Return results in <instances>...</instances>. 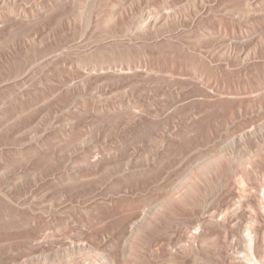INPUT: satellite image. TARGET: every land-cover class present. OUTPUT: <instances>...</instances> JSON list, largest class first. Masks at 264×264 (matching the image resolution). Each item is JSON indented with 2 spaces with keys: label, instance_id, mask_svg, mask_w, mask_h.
Masks as SVG:
<instances>
[{
  "label": "bare ground",
  "instance_id": "1",
  "mask_svg": "<svg viewBox=\"0 0 264 264\" xmlns=\"http://www.w3.org/2000/svg\"><path fill=\"white\" fill-rule=\"evenodd\" d=\"M113 1L115 0H0V63L2 64L0 66V86H2L0 89V99L9 96L12 97L16 103V106L14 107H18L20 104L22 107L25 104L29 107V101H33L37 98H45L51 96L73 98L76 96L97 95L131 98L132 100H136L140 97L151 98L154 96H163L168 94L169 96H171L173 107H175L176 109V107L179 108V105L183 100L198 95H196L197 89L193 85V83L195 82L194 79L205 80L207 77V80L205 81H208V77L209 75H211L215 78H224V80L226 77V80H228L231 77L230 75L232 74H235V76L238 75V77L240 78L241 75L245 74V72L248 71L247 69H249L250 71L249 67H255L257 66V63L264 60V37L261 39L257 49L249 52L238 50L237 47H241L243 42L236 41V39H241L244 36H248L251 31L257 32L264 29V0H186V3L181 6H178L176 3L175 6L177 7H175V9L173 8L172 11H167L165 5L166 3L161 0L160 3H162H159L160 13L157 12L154 17L148 15V18L151 20L149 21L152 23V26L150 27H147L148 24L145 23L142 15L143 11H145L143 10L141 3L143 0H136V5H134L132 8H129L128 10H116L115 2ZM145 1L146 3H148V0H144V2ZM177 2H179V0ZM170 5L172 4H169V6ZM163 6L165 7V9ZM172 6L174 7V5ZM259 19L263 20L260 21ZM144 23L147 25L146 27ZM232 38H236L235 41H233ZM261 67V71H258L257 68L258 74L256 75L255 73L256 77L255 75H253V77L255 78H253V81H251L252 85L249 83L251 85V87L249 88L255 89L256 91L262 90V93H264V68L263 66ZM234 79H236V77ZM220 80H222V82L224 81L223 79ZM231 81L233 82V79ZM226 86L223 85L222 89L221 87L218 88V86L216 88L220 89L222 94L229 93L232 85ZM239 86L241 87V85ZM225 87L226 89H224ZM228 87L231 88H229L228 90ZM242 87L241 89H243L244 91V85ZM247 87L248 85L245 87L246 90H248ZM252 89L251 91H253ZM226 90H228V92ZM239 90H236V92L238 93ZM217 92L219 93V90ZM231 93L233 95V92H230L229 94L231 95ZM222 94L219 93L217 96L215 95V98L217 99V97L219 95L221 96ZM226 95H224L225 97L222 96V98H226ZM259 96L261 97V94ZM27 100L28 102H21ZM200 100L201 98L199 99V101ZM203 100L201 101V103L203 102ZM225 100L223 101L225 102ZM217 101L215 100V103ZM227 101L225 103L223 102L224 104L222 105L224 116L228 119L242 117L244 112H242L241 110L244 107L241 108L239 106L240 101L238 102L237 100L232 99H230V101L228 102ZM210 103L206 102L205 104H202L208 107ZM221 104H219L218 102L217 107ZM14 107H11V109H13ZM206 108L204 107L196 112L198 114H203ZM189 109L190 108H188V110ZM183 110L185 109L183 108ZM243 110H245V114H247V109L245 108ZM185 111H187V109ZM194 115L195 117H193V114L191 116L193 119H200V115L199 117H196V113ZM143 117H145L143 114L138 115V119L142 120ZM202 117L203 119L205 118L204 115H202ZM221 117H223V115ZM192 118H190L189 120H191ZM196 119L191 120V125H197L199 121H197L196 123ZM185 120L187 121V119ZM251 120L253 122L252 118ZM203 122L204 121L201 120L200 123L202 124ZM205 122L204 124L206 125L207 122ZM239 123L240 122L236 124ZM204 124L202 125L205 126ZM248 124H250V122ZM202 125H200L201 128ZM19 126L21 127V125ZM20 127H18L17 129L14 128L12 130V135L15 136L20 133V129L22 128ZM209 127L214 128V126H205L206 129H204V131H206V133H210V131L211 133H213L212 129H210ZM237 127L241 129L239 126ZM194 128L197 129L196 133L198 134L200 128ZM249 130L248 132H246V130H243L246 133L244 132V134L240 136L238 143H236L237 145L239 144L238 146L236 145V149L234 148V151L236 152H234L233 149L230 150L231 152L233 151L235 155H237L235 157V160L233 161H241L243 159L242 157L245 156V154L244 156H241L242 153L250 151L249 149L252 147V149L258 147V144L261 143L258 142V140L260 139L258 135L259 133H262L264 129H259L260 132H258V134L256 131L254 132L253 130ZM200 131L202 132L201 129ZM237 132L238 131H236V133ZM183 133L185 132L183 131ZM74 134L75 133H72L71 130L59 132L61 138H64L65 140H69L68 138H70L72 135L73 138ZM214 134H217V132H214ZM203 135H205V132ZM77 136L80 135H76V137ZM187 136L189 137V135ZM222 137L219 136L218 141H220V138L222 139V141L215 143L216 145H213L215 146L214 148L211 146L212 150L206 148L208 149L207 152L205 151L206 149L204 150L205 153H203L204 151H201V153L198 152L191 158L192 160L190 161H192L193 163L195 161L197 163H201L198 161L206 160L205 158L214 157L218 154L223 155L224 153H226L227 151H223V149H225L224 147H226L225 142L228 141V138L231 137H228V135H222ZM40 138L38 140L32 139L31 143L34 144L28 147L30 151L26 149L28 153L38 154L39 151L42 152L49 149L50 146H48V143H50L52 138L47 135L41 136ZM80 138L78 140H75L79 141ZM170 141L171 140L167 135H165V133L159 135L156 143V151L153 157L151 158L149 156L150 158H143V155L141 158L142 160H138V157L135 160H108L107 157L98 155L97 152L94 151L93 147H84L81 143H85L83 139L78 143L80 144V146L79 153L76 158H66L64 154L65 149L63 150L52 148L51 157H49L48 160L45 159L44 163L41 164L42 168L40 167L41 169L38 168L37 170L38 172L40 169V175H38V177H35V186H31L36 189H29V192H27L28 190L26 189L27 191L21 192V189L18 188L20 185H17L18 187L16 186V188L15 186H11V182H0V201H2L0 202L2 203L0 205H3V207H7V210H5V208L3 207L2 209L5 210L6 213L7 211L9 212L8 216L10 218L12 217L11 214L13 215V217L16 216L17 220L18 216L19 218H21L22 216L23 218L25 217L24 213L27 212L26 210H28V212L30 211L31 214L27 212L29 218L27 217L28 215L26 213V217L29 220L25 218L20 219L21 221L26 220L27 222L22 221L25 224L30 223V227H27L28 224L26 226L22 223L23 226L25 225V227L23 228L26 229H21L22 224L19 225L21 223L19 222L20 220L18 221L19 224H16L17 220L15 222L16 225L12 224L15 225V227L13 226L15 229H21H19L20 235L18 236L22 235V238L19 237L20 239H24V237H26L24 241H26L27 238V241H31V239H39L42 236V234L40 233H43L41 232L43 231V227H47V223H50L49 219H56V221H59V223L55 222L54 220H52L51 222L54 221L59 225L60 223H62V227L66 226L64 228L67 229H72L71 226H73L75 222V220L71 218L72 215L80 218V221H84L82 218L87 220L86 224L82 223L87 226V229H84V231L82 230L83 228H78L80 229V231L74 234V236L72 234V236L74 237L72 238L74 240L70 241L69 243H64V241L57 242L56 240L55 243L53 242V239L51 240V235L50 237L47 235V237H49L50 239H45L51 240L49 242V245L47 243L48 241L46 242V245L44 240L45 237H42L43 239H39V242L38 244H36V246H43V244L41 243L43 242L42 240H44V243L47 247H45L44 249L42 247L41 252L43 251L42 254H44V256L40 257L42 255L41 254L38 257L39 263L37 262V264H131L132 262H134V259L132 261L131 257L133 254L129 255L130 251H132V249L135 247L138 248L137 245L141 244V242L144 244L143 241H135L136 243L138 242V244H134L136 246L132 247V240H130V238L133 237V233L136 234L134 232V229L136 227L139 228V226L141 225L145 226V222L153 223L152 221L154 219L152 220V217L146 215V213H153L154 210L162 211V209L160 208L169 204L168 202L170 201L174 202L175 199L178 200L180 194H183L184 192V190H181V188H183V186L185 188V185L189 187L188 185L190 184V174L191 169H193L190 165H195V163L193 164L192 162V164H189L190 161H187L188 164H184V167L182 166V170L179 169L180 172L172 175L171 177L168 176V178H165V176H163L165 166L163 151L165 150L164 148L170 144ZM184 141H187L186 138ZM194 144L195 143L189 145ZM226 148H228V146ZM222 152L224 153L222 154ZM24 154L25 153H23V155ZM1 156H3L2 150H0V158H2ZM218 159H216V161ZM256 159L254 156L253 160L256 161ZM220 162L221 161H219V163ZM239 163L236 164L239 165ZM61 165H71L73 167V170L75 171L74 173L76 174H74L73 177H70L67 174H59L57 172L58 170L56 169ZM240 165L242 166V164ZM201 167L203 168L204 166ZM243 167L245 168L244 165ZM193 171L192 173H194ZM103 172H108L110 174L115 173V175H118L117 180L115 179L116 182L114 180L111 184H108L109 181L112 180L111 177L113 174H111L110 178L108 177L110 179L107 183L108 185L104 182H101L102 178H100L101 181L98 183H95L97 180H94L87 185L80 183L83 177H96ZM216 174L218 175V172ZM238 174L240 173L238 172ZM98 177H96V179ZM105 178H107V176ZM197 178H199V176ZM240 178V181H237L239 179L233 178L236 180L232 184H234V188H236H232L233 190H231V192L223 198V201L220 200L222 202L219 205L213 206V198L208 204L205 203L206 200L203 203L200 202V200L199 202L202 204H200L199 206L197 205L198 207L194 205L196 206V208H193V212H191V219L189 216L188 219L190 220H185V223H183V221H181L180 219V222H182L184 226L183 228H181V231L183 232L180 233V228L179 231H177V228H175L174 226L173 230L175 228V232L172 233V235L168 234L169 236H165L167 239L163 236H161L165 238L163 240H161L162 238H159L160 240H154L153 236L152 239H150L151 236H149V240H147V238L142 239L145 240V243L147 240L148 244H146L148 246L146 244V246L144 245L146 248L149 247L147 249L150 250V248H153V250L151 249L152 251L150 250L151 254L157 248L156 246L163 247L166 250L167 253H164L165 255H162V260L159 259V255V258H157L156 261L158 262V260H160L163 262V264H219L217 260L221 259L224 264H255V262H257L258 264H264V228L260 226L262 219H258V217H254L255 219H252V215L251 217H249L252 212L249 213L248 209L247 212L249 214H245L247 213L245 211L246 208L251 205L249 197H246L249 194L246 190L251 188L256 189V187H254L253 185L252 187L249 186V188V183L247 182L248 185L246 184V186L248 188H244L243 185L246 182H244L243 179H245L246 177H243L242 179V177L240 176ZM248 179L245 180L247 181ZM106 180L104 179V181ZM152 181L158 183L156 184V186H158L154 191L148 188L155 183H153ZM222 181H220L219 179L217 183H221ZM226 181H228V179ZM150 182L152 183L151 185H149ZM190 182L193 181L191 180ZM224 182L225 180L222 183ZM36 183H38V185ZM241 183H243L242 186ZM22 185L24 184L22 183ZM25 187H27V185ZM151 188H153V186ZM79 189L81 190L79 191ZM193 189H189L190 192ZM43 190H51L52 193H50L49 191L48 193L50 194L46 193L42 194L41 196L40 193L43 192ZM135 190H140V194L138 195V197L132 198V195H130L131 197H129L128 194V197L126 196V193L131 192L132 194V191ZM254 191H257V189ZM244 192L248 194L244 195ZM135 193L133 194V196L135 195ZM119 195L121 197H119ZM220 197L221 195L219 196V198ZM233 200H237V202H239V204L237 205H240L242 207H240L241 209L239 210H244L243 212H245L244 214L246 216H244L242 212V220H239L240 213L237 216V218L239 217L238 219L233 217V214L232 216L229 213V207L231 206V203L232 206L234 203L232 202ZM260 201V206L259 204L258 206L260 207V213L264 218V200L261 202ZM173 204L174 203H172V206ZM210 204L211 208L209 207ZM167 207L169 206L167 205ZM188 207L189 206L187 204V208ZM249 210H251L250 207ZM67 213L72 214L69 216ZM45 214L48 215V218L47 216H45ZM63 214H66L67 216L64 217ZM234 214L236 215L237 213L235 212ZM61 215L63 217H60ZM220 216H223V222L225 220L227 224V233H224V235L226 236L223 235V238L225 237V240L223 239L222 241L215 239L217 234H214L212 236L213 232H209L210 228L212 230V227L219 222ZM13 217L12 221L15 218ZM58 217L59 219H57ZM93 218L101 219L99 221L100 223L96 220V222L99 224H101V221L105 218V220H108L107 218H112V220L110 222L109 219V223L108 221L106 222V224L110 225H106L104 224L105 221H102V224L104 225L100 226L96 223L97 225H94L96 226L94 227L93 223L95 224V219L92 223ZM256 218L259 220V222ZM113 220L114 223H112ZM89 222L90 224H87ZM111 223L113 225L116 224L117 229L116 227L115 229L118 233ZM148 224L146 225L150 226ZM88 225L92 226L89 227ZM0 227L1 231L3 227L2 225ZM179 227H181V225ZM10 228H6L5 226L4 229L6 230ZM27 228L31 229L28 230ZM110 229H112V231L114 229L115 232L119 234L115 235L118 236L116 238H124V241L126 242L117 244L122 242L123 240L117 242L118 240L116 241V238L113 235L115 234V232L110 234L112 232L110 231ZM194 229H196L197 231H195ZM12 230H8V233L5 232L6 234H4L3 231H1L2 233L0 232V250L4 251V249L7 248L5 247L4 249H2V242L4 243L7 239L12 240V237L15 236V233H18L19 231L14 230L15 233L13 236V234L10 233ZM45 230L46 229H44V231ZM243 233H246V236L248 237L247 241L249 243H247L250 246L249 249L253 250H251L252 255L250 256H253V259L255 261H251L252 258L249 257L251 259L248 262H245V256L242 257V252L247 251L244 250V247L246 249V246H244L245 243H243L245 242ZM18 236H15L14 238L16 239L18 238ZM15 239L13 240V242L15 241ZM214 239L215 242H213ZM217 241L221 242L216 244ZM13 242L10 241L9 245L11 246ZM200 242H207L208 245L211 246V248L215 247L214 249L216 250L212 251L216 252H211L210 247V249L208 248L210 250V253H204L203 251L201 252L200 249L202 248L203 250L206 245L203 246V243L201 244ZM5 244L7 245L6 242ZM5 244L4 246H6ZM200 244L203 247H201ZM231 244L234 247L230 246ZM140 247L144 248L142 246ZM233 248L235 249L233 250ZM40 249L41 247L38 249V251H40ZM206 249H204V251H206ZM179 251H181L183 254L181 255L180 252V256H182L181 259H179L178 257ZM0 252L2 253V251ZM240 253H242L241 256L238 255ZM216 255L220 256L221 258L219 257V259L217 258L216 260ZM2 261L3 262L0 264H17L16 261L11 262L9 260H6V258ZM30 262L32 261L30 260ZM157 262L155 264H157ZM134 263L136 264V262Z\"/></svg>",
  "mask_w": 264,
  "mask_h": 264
},
{
  "label": "rangeland",
  "instance_id": "2",
  "mask_svg": "<svg viewBox=\"0 0 264 264\" xmlns=\"http://www.w3.org/2000/svg\"><path fill=\"white\" fill-rule=\"evenodd\" d=\"M157 1H158V3H157ZM157 1L156 0H148L147 1L148 3H146V1L144 2V0H143L141 2L143 10H145V11H143L142 15H143V18L145 20V23L148 24V26H147L144 23L145 27L146 26L147 27L152 26V23L150 22L151 20L148 18L149 16L154 17L157 12L160 13L159 6H160V4L162 2L160 3L161 0H157ZM163 1L166 3L165 5H166V10L167 11H172L173 8L175 9V7H177V6H175L176 3H177L178 6L184 5L186 3V0H179V2H177L178 0H176V1L172 0L173 3L171 2V0H163ZM113 2H115V9L116 10H120V9L128 10L129 8H132L134 5H136V0H115ZM174 2H175V4H174ZM169 4L174 5V7L172 5L169 6ZM164 9H165V7H164ZM259 20L262 21L263 19H259ZM147 21H149V22H147ZM150 23H151V25H150ZM252 23H255V22H252ZM247 25H248V23H247ZM263 34H264V29H262L260 31H257V32L251 31V33L248 36H244L241 39H236V38H234V39L232 38V39H233V41H235V39H236V41H238V42H243L241 47L240 46L237 47L238 50H241V51H244V52H249V51H254V49L255 50L257 49L261 39L264 37ZM1 65L2 64L0 63V66ZM261 66H263V68H264V60H262L259 63H257V66H255V67H252V66L249 67L250 71H249V69H247L248 71L245 72L246 75L243 74V75H241L242 77L239 75L240 78L238 77V75L235 76V74L234 75L233 74L230 75L231 77L230 76L229 77L231 78V80L233 79V82L230 80L229 77H228L229 79L227 78L229 80L228 81V80H226V77H225V80H224V78H215V77H213L211 75H209L208 81H205V80H207V77H206L205 80L204 79L203 80L199 79L200 81L198 79H194L195 82L194 81L193 82L196 83V84L193 83V85L197 89V92H199V93L196 92V95L197 94L198 95L194 96V97L187 98L186 100H183L181 102L182 104L180 103L179 108L176 107V109H175V107H173L172 98L168 94L163 95V96H154V97H151V98L140 97L139 99H136V100L135 99L132 100L131 98H122V97L84 95V96H76V97H73V98H66V97L64 98V97H59V96H51V97H45V98H37V99H34L33 101H29V102H28V100L27 101H21V102H24V103L28 102L29 103V107L26 104L23 107L21 106V104L19 105L21 107H19V106L18 107H14V106H16V103H15V101H14V99L12 97L7 96V97H4V98H1L0 99V150H2L3 156H1L2 158H0V182H5V183L11 182L10 183L11 186H15V187L17 185L18 186L20 185L21 188H20V186L19 187L17 186V187L19 189H21L20 190L21 192H25L27 190H28L27 192H29L33 188L31 186L34 185L35 177L36 176L38 177V175H40V169L42 168L41 164L44 163L45 159L48 160L49 157H51L52 148L63 149V150L65 149V153L64 154H65L66 158H76V156H78L79 146H80V144H78V143L82 139L85 141V143L81 142L84 147H93L94 151L97 152L98 155H100L102 157H107L108 160H121V161L122 160L123 161L124 160H131V159L135 160V159H137V157H138V160H142L141 158H142L143 155H144L143 158H146V157L148 158L149 156L152 158L153 155L155 154V151H156L157 138L162 133H165V135H167L169 137V139L171 140L170 144L168 146H166L164 148L165 150L163 151L164 152V160H165L163 176H165V178H168V176L171 177L172 175L180 172L179 169H181V168L183 169V167H184L183 165L184 164L187 165L188 162L190 160H192L191 158L193 156H195L198 152L201 153V151H204L206 148H208L209 150H212L211 148L215 147V146H213L215 143H218V142L222 141L221 138H220V141H218L219 140V136L222 137V135L223 136H227L228 135V137H231L232 139L228 138V141L225 142V146L226 147L228 146V148L224 147L225 149H223V151H227L226 153L222 152V154L224 153L225 155L224 154L223 155L218 154L217 156H214V157L205 158L206 160L198 161V162H201V163H197L195 161L194 162L195 165H190L193 168V169H191V174H190V179L193 182H190L191 181L190 180L189 181L190 184L188 185L189 187H187L185 185L186 189L184 188V186H183V188H181V190L183 189L184 192L182 191L183 194L182 193L180 194V197H179L180 199L178 198V200L175 199L174 202L173 201L172 202L171 201L168 202L169 204H167V205L169 207H167V205H166V206L160 208V209H162V211L161 210H157L158 211L157 212V211L154 210L155 212L153 211V213H149V212H148V214L146 213V215L152 217V220L154 219L152 221L153 223H151V222L150 223L149 222L146 223L145 222L144 223L145 226L141 225V226H139V228L138 227L135 228V229L138 228L137 230L134 229V232L136 234L133 233L132 234L133 237H131L132 239L130 238V240H132V242H131L132 243V247L136 246L134 244H138V242L136 243L135 241H143L144 244L141 242V244L137 245L138 248L137 247H135L133 249L131 248L132 251H130L129 255L133 254L131 259H132V261L134 259V262H136V264H150L152 261H154L152 263L155 264L157 262L156 261L157 258H159V255H160L159 259L162 260L161 259L162 255H165L164 253H167L166 250L163 247H159V246H156L157 248L154 247L156 249H155V251L152 252V254H151V251L153 250V248H150V250L152 249L150 251L149 249H147L149 247H147V248L145 247L148 244L147 240H149V236H151L150 239H152V236H153L154 240L155 239L156 240L157 239L160 240L161 238H162L161 240H163V239H165L167 237L168 234L172 235V233L175 232V228H177V231H179V228H180V233L183 232V231H181V228H183L184 226H183L182 222H180V219H181V221H183V223H185L186 221L190 220L191 217H192L191 216V214H192L191 212H193V208L195 209L197 205L199 206L205 200H206L205 203L208 204L210 202V200H212V198H213L214 199L213 206L219 205L223 201V198L227 194H229L231 192V190L236 188V187L234 188V184H232V183H234V181L236 179H239L237 181H240L241 180L240 176L242 177V179H243V177L244 178L246 177L245 179H248L250 177L248 179L249 181L248 180L246 181L245 179H243L244 182H246L243 185L244 188L245 187L248 188L249 186L252 187L254 185V187H256V189H257V191H254L256 189H252V188H251L252 190L251 189L246 190L249 193V194L247 193L248 195L246 194V192H244V195H247L246 197H249V199L251 201L250 202L251 205L249 206L251 210H249V207H247L245 211L247 212V209H248L249 213L252 212L250 214V216H249V217H251V215H252V217H251L252 219L254 217H258V219L261 218L262 222H261V219H260V222H261L260 226H262V228H264L263 227L264 226V223H263L264 222V220H263L264 218H263V216L260 213L261 209L259 210V208H260L259 207L260 206L259 201L260 200L261 201L264 200L263 199L264 198V186H263V184H264V148H263L264 147V134H263L264 130L262 131V133H259V135H258L259 138L261 139V140L260 139L258 140L259 143L261 142L260 144H258L259 146L254 148V149H252L253 147L250 148L249 149L250 151H247L246 153H242V154L240 153L241 156H244V154H245V156L242 157L243 159L241 161L240 160L237 161V162L233 161V160H235V157L237 156V155H235L233 153V151L236 149L235 148L236 145H237L236 143H238V140H239L240 136L242 134H244V132H245L243 130H246V132H248V130L250 128L249 131L253 130L254 132L256 131L257 134H258V132H260L259 129H264L263 128L264 127V100H262V99H264V93H262L263 92L262 90L261 91L257 90L258 91L257 92L255 89L249 88L252 85L251 81H253V78H255L256 75L258 74L257 72L261 71V68H262ZM257 68H258V71H257ZM248 72H250V73H248ZM255 73H256V75H255ZM253 75H255V77H253ZM235 77H236V79H234ZM220 79H223L225 81V82L223 81L224 84H223L222 80H220ZM209 80H211V81H209ZM225 84L228 85V86L232 85V88L228 87V90H229V88H231L230 92H233V95L231 93L232 96L229 94L230 92L222 94L220 89H218L219 87H221V89H222L223 85L226 86ZM242 84L244 85V91H243V89H241V87L243 86ZM246 84L248 85V87H247L248 90H246V88H245L247 86ZM239 85H241V87ZM217 86H218V88H216ZM1 87L2 86H0V89H1ZM226 87L224 89H226ZM236 88H239L240 90L236 89ZM235 89L239 90L238 93H240V94H238ZM249 89H250V91H249ZM251 89L253 91H251ZM218 90H219V93L222 94V95L221 96L219 95L220 97L218 96L217 99H216L215 95L217 96L219 94L217 92ZM228 90H226V91L228 92ZM215 91H216V93H215ZM245 92H247V93H245ZM226 94H228V95H226ZM260 94H261V97L259 96ZM224 95H226V98H224L225 97ZM198 96H199V98H198ZM222 96H224V97L222 98ZM207 97H208V99H207ZM241 97H242V99H241ZM257 97H258V99H257ZM200 98H201V100L199 101ZM227 98L228 99L230 98L232 100H237L238 102L240 101L239 102V106L241 108L244 107L241 110L242 112H244L242 117H240V118L237 117L235 119H228V118H226L224 116V114H223L224 110H223V106L222 105L228 100ZM222 99L223 100L226 99L225 102ZM230 99L228 101H230ZM202 100H203V102H202L203 104H205L206 102H209V103L211 102V103L207 107V106H204L201 103ZM215 100L216 101L219 100V101H217L215 103ZM256 100H258V101H256ZM218 102H219V104H221V103L222 104L218 105V107H217V103ZM255 102H257V103H255ZM260 102H262V103H260ZM137 104H138V106H137ZM211 105H212V107H211ZM220 106H221V108H220ZM11 107H14V108L11 109ZM187 107L190 108V109L188 110ZM204 107L205 108L207 107L205 112H204L206 115L204 113L203 114H201V113L198 114L196 112V111H198V110H200V109H202ZM19 108H22V109H19ZM183 108L185 110L187 109V111L183 110ZM208 108H210V109H208ZM245 108L247 109L246 110L247 114H245V110H243ZM136 109H138V110L140 109L142 111L139 110V112H138V110H136ZM134 110H136V111H134ZM133 112H135V113H133ZM195 113H196V117L197 116L199 117V115H200L199 118L201 120H203L204 122L205 121L207 122L208 120H210V121L212 120L211 122L208 121L206 125L204 124V122L202 124H204L207 127L208 126H214V128L213 127H211V128L209 127L210 129H212L213 133H211V131H210V133H206V131H204V129H206L205 126H203L200 123L201 120L198 119V118H197L198 120L196 118H194V119H196V121H195L196 123H197V121H199L197 123L198 126L197 125L194 126L195 124L191 125L192 124L191 120H194L191 116L193 114V117H195V115H194ZM140 114H143L145 116V117L142 118V120L138 119V115H140ZM202 115H204V117H205L204 119H203ZM222 115L226 119L221 117ZM149 116H150V118H149ZM184 116H186V117H184ZM132 117H134V118H132ZM190 118H192V119L189 120ZM251 118L253 119V122H252ZM185 119H187V121ZM223 120L224 121L228 120V121L224 122ZM238 122H240V123L236 124ZM249 122H250V124H248ZM188 123H190V124H188ZM244 123H246V124H244ZM217 124H218L219 131H218V128H217ZM221 124H223V125H221ZM241 124H243V125H241ZM19 125H21L22 128ZM200 125H202V128L203 127L204 128L202 129L200 127ZM233 125H235V126H233ZM17 126L21 128L20 129V133H18L17 135L14 136V135H12L13 134L12 130L14 128L17 129L18 128ZM190 126H191V128H190ZM193 126L194 127H199L202 130L203 134L205 132V135H203L202 132L200 131V129L198 128L199 129L198 134L200 136L199 137L198 134L196 133L197 129L194 128ZM215 126H216V128H215ZM237 126H239L241 129H239ZM245 126H246V128H245ZM234 127H236V128H234ZM184 128H186L187 130L184 129ZM66 130H71L72 133L74 132L75 133L74 137L72 138V136H73L72 135L70 138H68L69 140H67V139L65 140L64 138H61V136L59 135V132L60 131L63 132V131H66ZM182 130L185 133H183ZM187 131H188V133H187ZM236 131H238V132L236 133ZM214 132L215 133L217 132V134H214ZM186 133H187V135H189V137L186 135ZM50 134L52 135V137H51ZM213 134L217 137V139H216V137ZM45 135L50 136V138H52L50 143H48L49 144L48 146H50V147H49V149H47V151H42V152L39 151L38 154L28 153V151H26V149L29 150L28 149L29 146L34 144V143L33 144L31 143L32 139L33 140H36V139L38 140L41 136H45ZM76 135H80V136L76 137ZM134 135H136V136H134ZM208 136H210V137H208ZM78 137L79 138L81 137L79 141H77L79 139ZM184 137L186 138L187 141H184L185 140ZM208 138H210V139H208ZM75 139H77V140H75ZM233 139H235V140H233ZM183 142H185V143H183ZM193 143H195V144L194 145H189V144H193ZM261 144H263V145H261ZM233 145H235V146H233ZM208 149H206L205 151L207 152ZM232 149H233V151L231 152L230 150H232ZM205 151L203 153H205ZM146 152H148V153H146ZM234 152H236V151H234ZM23 153H25V154L23 155ZM254 156H255V159L257 158L256 161L253 160ZM208 159H210V160H208ZM216 159H218V160L216 161ZM203 161H204V163H203ZM219 161H221V162L219 163ZM242 161L246 162V163H243ZM191 162L192 161H190L189 164ZM236 163H239V165L236 164ZM256 163H257V165H256ZM240 164H242V166ZM243 165L245 166V168L243 167ZM248 165H249V167H248ZM201 166H204V167L202 168ZM256 167H257V169H256ZM38 168H40V169L37 172ZM243 168L246 169V170H244ZM208 169L210 170V172H209ZM56 170H58L57 172L59 174H61V175L62 174L63 175L67 174L70 177H73L74 174H76V173H74L75 171L73 170V167L71 165H67V166L61 165ZM165 170H166V173H165ZM192 171L194 173H192ZM217 172H218V175L216 174ZM234 172H235V174H234ZM238 172L240 174H238ZM105 174H107V175H105ZM109 174L110 173H108V172L107 173L103 172V173L98 175L99 177L96 176L99 179L98 178L96 179V177H94V176L93 177L92 176H87V178L83 177V179H81L82 181H80V183L81 184L83 183L84 185H87V184L93 182L94 180H97L95 183H98V182H100L102 180L101 182H104V183L107 184L108 181L110 180L109 178H110L111 174H113L112 177H111L112 180L109 181V183H108V184H111L112 181H114L115 179L117 180L118 175H115V173H111L110 175ZM106 176H107V178H105ZM191 176H192L193 179L191 178ZM195 176H196V178H195ZM198 176H199V178H197ZM238 176H239V178H238ZM100 178H102V179L100 180ZM103 178L105 180L107 179L106 180L107 182L104 181ZM233 178H236V179H233ZM219 179H220V181H222V180L224 181L225 180V182L222 183L223 182L222 181L221 183L219 182L220 183L219 184V183H217V181H219ZM227 179H228V181H226ZM232 179H233V181H232ZM262 179H263V181H262ZM116 180H115V182H116ZM258 180H259V182H258ZM31 181H32V183H31ZM247 182L249 183V185H248ZM22 183L25 186L27 185L28 188L25 187L24 185H22ZM28 183H30L31 185L28 184ZM38 183H36V184L38 185ZM228 183H230V184H228ZM151 184L152 183L150 182L149 185H151ZM156 184H158V183L155 182L154 184H152L148 188H150V189H152V191H154V190H156V188L158 186V185L156 186ZM242 184L243 183H241V186H242ZM246 184L248 185V187L246 186ZM195 185H196V187H195ZM152 186H153V188H151ZM193 187H194V189H193ZM257 187H260V188H257ZM34 189H36V188H33V190ZM81 189H84V188H81ZM81 189H79V191ZM189 189H193V190L197 189V190L196 191L192 190L190 192ZM199 189H201L202 191L199 190ZM49 191H50V193H52L51 190H49ZM49 191L48 190L47 191L43 190V192H41L40 194H41V196H42V194H46V193L50 194V193H48ZM132 192H133L132 194H131V192L126 193V196L128 194L129 197H131L130 195H132V198H136L140 194L139 193L140 190H135V191H132ZM197 192H199V193H197ZM134 193H135V195L133 196ZM189 193H191V194H189ZM254 194H257L258 196L254 195ZM220 195H221V197L219 198ZM185 196H187V197H185ZM256 196L257 197L260 196V197L257 198ZM119 197H121V196L119 195ZM216 199H217V201H216ZM220 200H222V201H220ZM178 201H179V203H178ZM199 201L202 202V203H200ZM0 202H2V201H0ZM185 202L188 204V206H189L188 208H187V204ZM232 202H234V203H233V206H232V203H231V206L229 207V209H230L229 213L231 215L233 214L234 216L233 215L232 216L235 217V218H237L238 214L240 213L239 214V217H240L239 220H242V217H243L242 215L245 213V212H243L244 210L243 211L239 210L242 207L240 205L239 206L237 205V204H239V202H237V200H233ZM172 203H174L173 206H175L176 204L177 205L175 207H173ZM0 204H2V203H0ZM258 204H259V206H258ZM184 205H186V206H184ZM191 205H192V207H191ZM194 205H196V206H194ZM235 205L237 206V208H236ZM160 206H162V205H160ZM2 207H3V205L0 207V226L2 225L3 228L1 229V231H3L4 234L8 233L12 229L18 231L20 228L15 229L14 228L15 225L19 224V222H21L19 225H21L22 223L25 224L22 221L27 222L26 220H22V221L20 220L21 218H23V216L22 217L20 216L21 218H19V216H18V220H17V217L14 216L15 217L14 218L13 215L10 213L11 216L14 218L13 221H12V217L10 218L8 216L9 212L7 211V213H6V211H5V210H7L6 209L7 207H3V208H5V210H3ZM209 207L211 208V204L209 205ZM257 207H258V209H257ZM172 208H173V211H172ZM183 208H184L185 211L183 210ZM237 209H238V211H237ZM26 211L28 212V210H26ZM235 212L237 213L236 215L234 214ZM242 212H243V214H242ZM26 213H24V215H25L24 218L25 219H27V217L29 218L28 213H30V211L27 213V215H28L27 217H26ZM184 213H185V215H184ZM249 213L247 212L245 214L248 215ZM32 214H33V212H32ZM71 214H68V215L70 216ZM245 214H244V216H246ZM258 215H260V216H258ZM45 216H47V218H48L47 214H45ZM63 216L66 217L67 215L63 214ZM63 216L61 215L60 217H63ZM189 216H190V219H188ZM71 218L75 220L73 226H71L72 229H70L69 227H68L69 229L64 228L66 226L62 227L63 224L60 223V225H59L58 224L59 221H56V219H51V220L49 219V222L51 224L47 223L48 226L47 227L44 226L43 229H42L43 231H41V232H43L46 235H44L43 233H40V234H42V236L39 239H43L45 237L44 238V240H45L46 238H49L50 235H51V240L53 239V242H55V243H56V241L57 242L64 241V243L65 242L69 243L70 241H73L74 240L73 239L74 238L73 237L74 234H76L77 232L80 231V229H78V228H81V229L83 228L82 230L87 229V226L82 224V223L86 224L87 220L82 218L84 221H80V218H77L74 215H72ZM57 219H59V217ZM94 219L95 218L92 219V223H93ZM105 219L102 220L103 222L105 221L104 224H106V222L109 219H110L109 220L110 222L112 220V218H107L108 220H105ZM258 219H257V221L259 222ZM16 220H17V222L19 220L20 221L17 223ZM27 220H29V219H27ZM52 220H54L55 222H58V223H55L54 221L51 222ZM96 220H97V222H99L101 219H95V221H94L95 224L93 223V226L100 223V222L97 223ZM102 221H101V224H99L100 226L104 225V224H102L103 223ZM109 221H108V223H109ZM15 222H16V224H15ZM112 223H114V220L112 221ZM174 223H175V225H174ZM12 224H15V225H12ZM23 224L21 225L22 227L19 226V227H21V229L23 227H25V225L27 226L28 223L25 224L24 226H23ZM29 224H28L27 227H30L31 224L30 225ZM87 224H90V222L87 223ZM146 224H148L150 226H147ZM10 225H12V226H10ZM106 225H110V224H106ZM180 225H181V227H179ZM5 226H6V228H10L11 227L12 229L10 228V229H6L5 230L4 229ZM90 226H92V225H90ZM113 226H114V229H115V227L117 229L116 224H114ZM174 226H175V228L173 230ZM94 227H96V226H94ZM159 227H161V228H159ZM16 228H17V226H16ZM144 228H145V230H144ZM23 229L25 230L26 228H23ZM27 229L30 230L31 228L30 229L27 228ZM44 229H46V230L44 231ZM114 229H113V231H112V229H110V231H112L110 234L115 232L116 229L115 230ZM167 229H169V230H167ZM14 230H12L10 232L11 234H13V236H14V233H15ZM20 230L18 231V233L17 232L15 233L16 237L18 235H20L19 234ZM28 230H26V231H28ZM194 230L197 231L196 229H194ZM26 231H24V232H26ZM116 232H117V230H116ZM116 232H115V234H113L115 238L118 237V236H115V235H119V234H117L118 232L117 233ZM155 232H157L160 235H158ZM209 232L210 233L213 232L212 236L214 234L215 235L217 234V236L215 237L216 240H221L222 241L225 238V237L223 238V235H224L225 232L227 233V224H226L225 220L223 222V216H220L219 222L215 226L212 227V230L210 228ZM72 234H73V236H72ZM47 235L49 237H47ZM161 236H163V237L166 236V237L163 238ZM224 236H226V235H224ZM243 236L245 238V242H243V243H245L244 246H246V249H245L244 246L243 247H244V250H247V251L242 252L243 255H242V253H240L238 255L239 256L242 255V257L245 256V262H248L251 258H252L251 261H255L253 259V256L252 257L250 256V255H252L251 252L253 250L249 249L250 246L248 244L249 242L247 241L248 237L246 236V233H243ZM14 237H12L13 239L10 238L12 240H8L7 239L8 242H7V240L5 241L7 243V245L5 244V242L4 243L2 242V244H3V246L1 244V246L3 247L2 249H4L5 247H7V248H5L6 250L4 249V251L0 250V251H2V253L0 252L1 253L0 254V263H2L3 262L2 260H4L6 258V260H9V261L14 259L12 261H16L17 264H19V263L20 264H37L38 257L43 253V251L41 252L42 247L44 249L45 247H47L46 246L47 243L49 245V242L51 241V240H49L50 238L48 240H45V243L48 241L46 243V245H45L44 240H42L43 242L42 243L40 242V243L43 244V246H39V245L36 246V244H38V242H39V239H37V240H34V239L32 240L31 239V241H27V239H28L27 238L26 241H24L26 237H24V239H20V238H22V235L18 236V238L20 237L19 239L18 238L15 239ZM134 237H136V238H134ZM146 238H147V240H146L147 244L145 243V240H142V239H146ZM14 239H15V241L13 242ZM215 239L213 240V242H215ZM121 240H123V241L120 242V243H117V244H121L123 242H126V241H124L125 240L124 238L123 239L122 238L121 239L116 238L117 242H119ZM10 241L13 242V244L11 246L9 245ZM34 241H36V242H34ZM221 241H217L216 244L220 243ZM227 242H229V241H227ZM200 243L201 244L203 243V246L206 245V247L203 248V250H202V248L200 249L201 252L203 251L204 253H206V252L210 253V250H211V252H214V253L216 252V251H212V250H216V249H214L215 247L211 248V246L208 245L207 242H206L207 244L204 243V242H200ZM4 244L6 246H4ZM201 244H200V246H201ZM242 244H241V246H242ZM8 245H9V247H8ZM118 246H120V245H118ZM140 246H142L144 248H141ZM203 246H201V247H203ZM213 246H214V244H213ZM230 246H233V245L231 244ZM241 246H239V247H241ZM40 247H41V249H40V251H38V249ZM206 248L207 249L209 248L210 250L208 249V251H207ZM141 249H143V250H141ZM204 249H206V251H204ZM234 249L235 248H233V250ZM180 252L181 251L178 252L179 259L182 258V256H180ZM147 254L149 255V257H148ZM153 254H154V256H153ZM181 255H183L182 252H181ZM43 256H44V254H42L40 257H43ZM216 256H215L216 260H217V258L219 259L220 256H218V255H216ZM249 257H251V258H249ZM30 260L32 262H30ZM160 260H158L157 264L162 262ZM221 261H222L221 259L217 260V262L219 264H221ZM134 262H132V263H134ZM14 264H16V263H14ZM161 264H163V262ZM164 264H166V263H164ZM222 264H224L223 261H222ZM255 264H258V263L255 262Z\"/></svg>",
  "mask_w": 264,
  "mask_h": 264
}]
</instances>
